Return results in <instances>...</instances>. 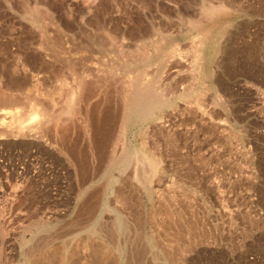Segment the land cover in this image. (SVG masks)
<instances>
[{
    "label": "rangeland",
    "instance_id": "obj_1",
    "mask_svg": "<svg viewBox=\"0 0 264 264\" xmlns=\"http://www.w3.org/2000/svg\"><path fill=\"white\" fill-rule=\"evenodd\" d=\"M42 106L0 127V264H264V0H0V111Z\"/></svg>",
    "mask_w": 264,
    "mask_h": 264
},
{
    "label": "bare ground",
    "instance_id": "obj_2",
    "mask_svg": "<svg viewBox=\"0 0 264 264\" xmlns=\"http://www.w3.org/2000/svg\"><path fill=\"white\" fill-rule=\"evenodd\" d=\"M225 7L224 6H222V5H220V6H211L210 8H208L207 9V12L209 13V14H213V13H216V12H218L219 10L221 11V10H224V12L226 13V9H224ZM42 11V10H41ZM220 12H218V14H219ZM222 14H224V13H222ZM226 15V14H225ZM224 17V16H223ZM32 19V18H31ZM33 19H35V18H33ZM35 21V20H34ZM212 21V20H211ZM210 21V22H211ZM213 22V21H212ZM206 25H208V24H206ZM211 25V24H210ZM205 26V25H204ZM209 26V25H208ZM218 26V25H217ZM202 27H203V25H202ZM221 27V26H220ZM220 27H217V29L218 28H220ZM199 28V27H198ZM206 29V28H205ZM205 29L203 28V30L205 31ZM198 30H200V28L198 29ZM202 30V31H203ZM207 30H209L208 28L206 29V32H201L200 34H199V36L197 37V40H196V42L198 43L197 45L200 47V49L202 48V47H204V45H205V43L207 42V40H208V38H209V36H210V33L209 32H207ZM213 32V31H212ZM211 32V33H212ZM196 34H198V33H196ZM200 55V54H199ZM72 72V71H71ZM76 79H77V77H76ZM75 79V80H76ZM82 79V78H81ZM78 80V83L80 84H84V82L82 83V81L80 82V78H78L77 79ZM76 80V81H77ZM72 83V82H71ZM77 83V82H76ZM79 84H77V85H79ZM80 84V85H81ZM77 85H75V86H77ZM80 85L78 86V87H72L73 89H69L70 90V92H68L69 94V98H68V101H67V103H69V105L70 106H75V104L74 103H77V99H79L82 95H80V94H82L84 91L83 90H81V91H83V92H81L80 91ZM85 85V84H84ZM134 85V84H133ZM132 85V86H133ZM89 85H86L84 88H86V87H88ZM135 87H137V86H135ZM134 87V88H135ZM82 88V87H81ZM150 88V87H149ZM130 90V89H129ZM135 90V89H134ZM133 90V91H134ZM87 90H85V92H86ZM130 91H132V90H130ZM129 91V92H130ZM132 91V92H133ZM136 91V90H135ZM139 91V90H138ZM138 91H136V93L138 92ZM143 91H145V90H143ZM147 92L149 91V90H146ZM152 91V90H151ZM81 92V93H80ZM89 92V91H88ZM87 92V93H88ZM150 92V91H149ZM86 93V94H87ZM151 93H153V92H151ZM85 94V93H84ZM129 94V93H128ZM122 95V94H121ZM126 96V95H125ZM132 96V95H131ZM130 96V97H131ZM155 96V95H154ZM1 97H3V96H1ZM68 96H66V98H67ZM128 97V96H127ZM126 97V98H127ZM82 98H84L85 100H86V96H83ZM81 98V99H82ZM147 98L148 99H151L152 98V95L150 94V93H146V92H144L143 94L142 93H140L139 95H137L136 96V99H135V101H137L138 103H140L141 101H146L147 100ZM4 99V102L3 103H9V104H11V103H16V101H17V99H15V98H12L11 96H7V97H4L3 98ZM83 99V100H84ZM84 100V102H86ZM128 103V102H127ZM136 103V102H135ZM143 103V102H142ZM129 104V103H128ZM68 104H67V106H69ZM80 105V104H79ZM151 105H152V103L151 104H149L148 103V105H145V107L144 108H139V109H136V114H137V117L138 118H140V119H148V118H150V114H151V111H150V109H151ZM153 106H156V102L155 103H153ZM14 108V107H13ZM34 108V107H33ZM51 108V107H50ZM68 108V107H67ZM70 108V109H69ZM66 111H68V110H72L71 108H73V107H69ZM150 108V109H149ZM35 109V108H34ZM36 109H38V108H36ZM48 109V108H47ZM44 106H42V107H39V111H41L40 113H42V114H40V113H38V116H37V111L36 110H34L33 112L35 113V111H36V113L33 115V116H31V117H29V118H26L25 117V120H23V121H21L20 119H21V115H20V113L17 111V109L15 110V109H13V110H10V109H8V110H6V109H3V110H1L0 111V127H2V129H7L8 130V135L10 134H12L13 135V133H16V132H18V134H19V132H21V131H24V130H27L28 132L30 131H32V130H34L35 128H37L38 127V125H40V123L42 124V122H49V121H52V122H54L53 124L51 123V122H49V124H52V125H50V126H59L60 125V123H62L60 120H59V116L56 118V116L54 117V118H52V117H50L51 115L50 114H48V111L49 110H47ZM52 109V108H51ZM153 109V108H152ZM128 110V109H127ZM126 110V111H127ZM130 111H132V109H129ZM128 110V111H129ZM20 111V110H19ZM65 111V113H67ZM73 111V110H72ZM71 111V112H72ZM30 112V111H29ZM32 112V110H31V113H33ZM74 112V111H73ZM31 113H30V115H31ZM69 114H71L70 113V111H69ZM73 114H75V113H73ZM18 115H20L21 117H18ZM39 115H42L41 117L39 116ZM61 115V114H60ZM77 115V114H76ZM75 115V116H76ZM124 115V114H123ZM53 116V115H52ZM39 117V118H38ZM16 118H18L19 120H20V122L18 121V119H16ZM66 118V117H65ZM22 119H24V118H22ZM53 119V120H52ZM124 119V118H123ZM15 120H17V122H18V124H13V122H15ZM124 121V120H123ZM16 122V123H17ZM13 124V125H12ZM63 124V123H62ZM65 124V123H64ZM47 125V124H46ZM74 126V125H73ZM81 126V125H80ZM56 127V128H57ZM12 128H14L15 130L14 131H16V132H12ZM12 129V130H11ZM38 129V128H37ZM6 130V131H7ZM9 131H11L10 133H9ZM27 132V133H28ZM24 135H25V131L24 132H22ZM22 134V135H23ZM4 135V134H3ZM9 135V136H10ZM15 135V134H14ZM16 135H17V133H16ZM21 135V136H22ZM60 135V134H59ZM16 137H18V135L16 136ZM151 159V158H150ZM153 159V158H152ZM157 160V159H156ZM154 163V162H153ZM152 163V164H153ZM150 165V164H149ZM157 166V165H156ZM142 180V179H141ZM114 195V194H113Z\"/></svg>",
    "mask_w": 264,
    "mask_h": 264
}]
</instances>
